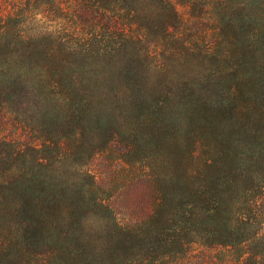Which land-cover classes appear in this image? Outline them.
I'll use <instances>...</instances> for the list:
<instances>
[{"label": "rangeland", "instance_id": "374dc122", "mask_svg": "<svg viewBox=\"0 0 264 264\" xmlns=\"http://www.w3.org/2000/svg\"><path fill=\"white\" fill-rule=\"evenodd\" d=\"M249 4L0 0V252L22 236L17 185L39 178L71 197L86 191L111 209L110 217L93 201L87 209L84 239L99 250L115 222L145 237L158 232L154 220L176 180L197 188L208 166L242 174V192L252 189L264 208V138L259 145L250 138L264 95L243 97L227 85L211 92L223 78L234 83L235 34ZM125 68L139 76L126 79ZM73 207L62 202L64 230ZM198 233L183 232L134 264L237 261ZM75 248L49 244L40 261L32 249L26 264H75L66 257Z\"/></svg>", "mask_w": 264, "mask_h": 264}, {"label": "trees", "instance_id": "16d2710c", "mask_svg": "<svg viewBox=\"0 0 264 264\" xmlns=\"http://www.w3.org/2000/svg\"><path fill=\"white\" fill-rule=\"evenodd\" d=\"M249 1V6L240 9L239 30L235 34L236 69L230 75L234 83L230 85L228 78L221 79L222 82H218L211 91L213 94H221L222 87L227 85L229 90L236 87L243 97L264 95V0ZM124 71L126 79L135 80L139 76L138 70L125 68ZM186 105L192 106L190 102ZM256 114L259 128L250 138L252 143L259 145L264 138V111ZM222 166L217 169L208 166L210 173L203 180V185L199 184L197 188L195 181L176 180V190L164 197L163 209L154 220L160 226L158 232L145 237L131 227L115 222V230L108 233V242L100 250L84 239L83 223L87 220L91 201L97 209L111 216V209L101 200L86 198V191L78 192L74 197L59 193L40 178L27 184L21 182L16 187L14 200L20 206L18 212L24 215L22 236L8 248H1L0 264H26L32 249L37 250L33 256L39 260L37 257L43 256L42 248L49 244H57L61 249L73 244L76 247L74 254L67 252L66 257L75 264H134L142 258V252L154 254L160 248L165 249L178 242L176 239L181 233L200 230L203 235L198 234L206 244L234 251L237 256L234 264H264V208L259 204L262 201L253 196L252 189L242 192V174L223 176ZM65 198L74 204L69 216L73 222L68 224L67 230H64L66 220L62 218L61 209ZM167 203L170 208L165 206ZM240 205L247 206L242 209L246 215L239 211ZM166 211L174 214L179 222H174L171 215L165 216ZM78 231L77 236L75 232ZM154 244L156 248L152 247Z\"/></svg>", "mask_w": 264, "mask_h": 264}]
</instances>
